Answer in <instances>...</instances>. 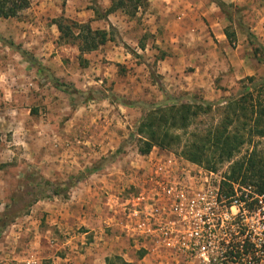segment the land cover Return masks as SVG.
Wrapping results in <instances>:
<instances>
[{"label":"rangeland","instance_id":"1","mask_svg":"<svg viewBox=\"0 0 264 264\" xmlns=\"http://www.w3.org/2000/svg\"><path fill=\"white\" fill-rule=\"evenodd\" d=\"M109 7L110 0H30L29 8L16 18L0 19V215L17 211L14 221L1 230L0 243L10 250L18 246L19 252L22 243L43 239L48 254L54 255L49 252L53 249L59 257L83 251L90 244L107 243L111 252L105 264H125L121 258L125 253L131 261L146 253L143 245L150 243L149 238L146 232L135 231L130 216L133 199L146 181L142 180L146 172L142 150L148 135L139 132V125L148 113L172 103L162 104L168 96L161 92L155 65L136 55L138 47L148 44L145 9L134 16L116 11L109 23ZM243 11V7L228 10L227 32L239 24L247 37L243 47L245 55L250 54L247 64L253 68L252 76L259 77L264 74V46L250 32L253 12L248 17ZM59 18L105 31L108 41L80 54L76 45L61 40L55 25ZM9 43L28 52L47 72L31 67ZM54 79L73 92L54 88L50 84ZM239 82L222 100L209 102L211 111L199 114L185 131L169 129L179 141L164 150L180 158L191 173L199 167L227 181L255 186L228 177L234 162L248 159L254 150L261 156L264 139L259 136L245 135L233 156L223 162L197 164L183 156L196 139L224 130L231 113L227 101L235 97ZM75 90L97 94L87 99ZM113 97L134 105H123ZM171 97L183 99V91ZM196 99L202 101L201 95ZM240 123L234 122L225 133L241 135ZM87 169L95 171L87 174ZM76 177L82 179L68 193L39 197L24 208L36 191L45 189L44 183L59 184ZM87 212L93 223L90 230L78 221ZM49 255H43L42 264H52Z\"/></svg>","mask_w":264,"mask_h":264},{"label":"crops","instance_id":"2","mask_svg":"<svg viewBox=\"0 0 264 264\" xmlns=\"http://www.w3.org/2000/svg\"><path fill=\"white\" fill-rule=\"evenodd\" d=\"M220 1L231 8H245L243 14H247L248 17L255 11L251 14L254 26L250 32L264 46V0ZM147 3L145 31L149 33L148 44L144 48L138 47L135 51L138 57H145L147 63L155 65V74L161 82L158 84L164 88L162 90L165 94L171 96L176 91H183V97L201 95L205 102L219 101L222 100V96L228 94L237 81L254 74L251 65L247 64L250 61V54L245 55L243 50L247 37L243 36L239 24L235 23L230 33L232 42H229L226 33L231 22H228L229 18L215 3L210 0H147ZM111 15L106 17L109 23ZM152 44L158 47L152 48ZM158 52L161 57H157ZM139 180L140 178L137 186ZM87 213L88 215L82 219L78 217V221L90 230L93 223L90 212ZM119 225L124 226V222H120ZM55 229L52 228L53 231ZM41 236L45 237V233ZM106 245L107 243L90 244L83 251H68L58 257L53 249L49 252L54 255L48 254L46 251L48 247L43 239L22 243L20 246L23 248L18 249L19 252H16L18 246H12L10 250V246H5L1 242L0 263L42 264L43 255L47 254L52 258V264H105V259L111 252L110 246ZM143 246H146V253L140 259L131 261L125 257L127 256L125 253L124 256L121 255L123 263L180 262L154 245L147 243Z\"/></svg>","mask_w":264,"mask_h":264},{"label":"built area","instance_id":"3","mask_svg":"<svg viewBox=\"0 0 264 264\" xmlns=\"http://www.w3.org/2000/svg\"><path fill=\"white\" fill-rule=\"evenodd\" d=\"M143 159L146 181L130 216L150 245L184 264H264V189L191 173L156 147Z\"/></svg>","mask_w":264,"mask_h":264},{"label":"trees","instance_id":"4","mask_svg":"<svg viewBox=\"0 0 264 264\" xmlns=\"http://www.w3.org/2000/svg\"><path fill=\"white\" fill-rule=\"evenodd\" d=\"M215 3L216 6L229 17L228 10L231 7L225 5L220 0H210ZM30 6V0H0V19L16 18L22 11H25ZM148 7L147 0H110V7L106 11V16L116 11H121L125 14L134 16L141 9ZM55 25L60 34L61 40H65V43L70 45H76L80 54L86 52H92L99 46L104 45L108 39H106L105 31H92L88 26L78 24L73 21H68L63 18H59L55 21ZM226 37L229 42H232V36L228 32ZM2 41V39H0ZM3 44H5L3 42ZM9 47H14L23 60L31 67H35L37 71L47 72V69L40 65L37 60L29 55L28 52L22 50L19 46H15L13 43L7 44ZM240 89L235 94V97L228 99L230 115L226 117L227 124L223 125L221 131H217L214 134L208 133L202 139L195 140L187 150L183 152V156L186 160L201 164L203 162L213 163L223 162L226 159H230L236 152L239 145L242 144V140L245 137L259 136L264 139V74L259 77H247L240 82ZM54 88L62 91L73 92L71 88L60 84L54 79L50 83ZM160 86V85H159ZM75 92L81 96H85L90 99L96 92H88L86 94L79 91ZM161 92H163L161 88ZM168 96L162 104L172 103L164 110H157L155 112L148 113L140 122L139 132L147 133L148 137L145 142V149L142 150V154H148L153 147L160 149H169L172 145H175L179 141L177 135L169 133V129L177 128L185 131L194 121V119L203 113L211 111V103L205 101H199L202 106L199 105L196 97L184 96L183 99H174ZM113 101H117L123 105L132 106V103H125L119 97H113ZM178 103V106H174ZM160 104V105H162ZM234 122H241L240 130L241 135L236 133L230 135L225 133L226 128L230 127ZM238 129V128H235ZM247 130V133H245ZM260 153L252 151L248 159L234 162L231 168V175L229 179L233 181H240L241 183H249L255 185L259 191L264 189V150ZM214 164V163H213ZM95 169H87V174H91ZM82 177L71 178L65 182L59 184L44 183L46 186L43 191H36V197H32L24 205V208H29L35 203L38 198H51L68 193V191L80 182ZM239 179V180H238ZM28 195H34L35 193H28ZM17 213V211H16ZM14 211H6L0 215V232L5 229L6 226L11 224L17 217Z\"/></svg>","mask_w":264,"mask_h":264}]
</instances>
